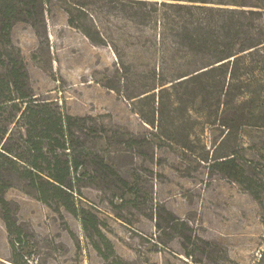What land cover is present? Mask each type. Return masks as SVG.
<instances>
[{
  "label": "rangeland",
  "instance_id": "374dc122",
  "mask_svg": "<svg viewBox=\"0 0 264 264\" xmlns=\"http://www.w3.org/2000/svg\"><path fill=\"white\" fill-rule=\"evenodd\" d=\"M70 5L95 41L69 24ZM47 8L42 17L17 21L11 39L36 95L85 117L75 131L80 160L88 163L79 169L76 198L97 214L104 236L40 200L14 174L4 196L15 232L0 203V264H110L116 255L129 264H264V116H245L238 128L249 179L234 181L209 165L226 129L199 116L198 88L160 91L155 84L159 57L138 41L151 37L150 28L124 20L108 0H51ZM131 56L138 61L128 68ZM6 109L0 106V135L9 146L25 131ZM97 153L110 167L91 165ZM249 181L258 195L246 188Z\"/></svg>",
  "mask_w": 264,
  "mask_h": 264
},
{
  "label": "trees",
  "instance_id": "16d2710c",
  "mask_svg": "<svg viewBox=\"0 0 264 264\" xmlns=\"http://www.w3.org/2000/svg\"><path fill=\"white\" fill-rule=\"evenodd\" d=\"M50 1L0 0V106L7 108L15 125L24 127L26 136L20 131L19 139L12 141L11 134L6 140L12 142L4 146L5 135H0V158H4L0 167L6 171V176L0 171L3 218L8 231L14 233L16 222L4 192L10 176L17 174L40 200L59 211L66 209L80 218L85 230L104 236L97 214L76 198L83 186L79 169L88 163L80 160L82 146L75 131L82 128L79 121L85 117L66 112L56 100L36 95L20 50L11 39L17 21L44 16ZM108 1L116 4L124 20L151 29V37L139 36L138 41L144 51H151V57H159L153 71L160 91L190 84L198 88L199 116L226 129L209 165L245 183L249 176L239 160H248L240 156L244 144L238 128L247 123L245 116H264V0ZM66 9L69 24L95 41L85 26L77 24L73 14L77 7ZM118 55L126 68L124 55ZM136 61L138 57L131 56L128 68L135 67ZM159 115L164 116L163 110ZM225 145L229 150H221ZM95 156L91 164L95 169L108 166L98 153ZM246 188L258 195L250 181ZM93 245L107 258L104 245L98 241ZM105 245L113 249L107 238ZM114 259L110 264H129L117 255Z\"/></svg>",
  "mask_w": 264,
  "mask_h": 264
}]
</instances>
